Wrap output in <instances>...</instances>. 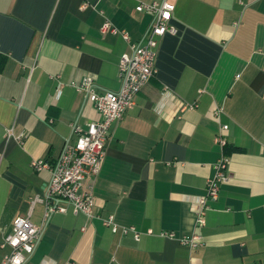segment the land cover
Listing matches in <instances>:
<instances>
[{"label": "crops", "instance_id": "crops-1", "mask_svg": "<svg viewBox=\"0 0 264 264\" xmlns=\"http://www.w3.org/2000/svg\"><path fill=\"white\" fill-rule=\"evenodd\" d=\"M163 1L177 32L160 39L156 74L85 180L93 218L50 215L23 264H264V0H0V245L16 217L43 223L50 174L30 163L55 162L76 139L72 124L99 120L70 83L90 76L96 93L117 92L119 59L152 21L136 6ZM8 129L25 137L6 139ZM222 155L228 181L196 228L193 206ZM109 216L139 241L112 233ZM192 233L202 242L193 251L177 241Z\"/></svg>", "mask_w": 264, "mask_h": 264}, {"label": "built area", "instance_id": "built-area-1", "mask_svg": "<svg viewBox=\"0 0 264 264\" xmlns=\"http://www.w3.org/2000/svg\"><path fill=\"white\" fill-rule=\"evenodd\" d=\"M136 11L146 12L152 16V21L142 44H130L131 52L121 55L118 62L117 78L120 88L117 92L98 94L93 89V79L85 76L78 82L70 83V87L78 93H84L89 104L93 106L99 120L89 123L85 130L72 124V131L76 134L74 142H66L53 163L44 160H34L30 163L33 171L39 173L48 171L50 178L45 191V212L43 223L36 226L28 217H16L11 232L3 237L1 248L8 247L9 252L3 257L0 264H23L26 256L32 254L42 228L50 215L65 213L67 207L74 214H82L88 220L93 218L94 198L91 186H85V180L95 179L101 169L105 155V143L108 131L112 124L119 122L123 115L135 105V97L143 86L156 74V56L159 41L167 34L175 35L177 30L171 25L174 5L163 1L139 4ZM103 32L118 34L123 41L129 44V36L123 30L112 28L105 23ZM219 111L215 112V115ZM222 129H226L223 126ZM6 139L21 142L24 133L14 135L11 129L5 133ZM215 142L225 145L222 135L215 138ZM229 158L222 155L214 164V176L206 181V194L196 200L193 211L195 227L205 225V215L209 210L208 202L218 198L219 189L228 181L227 169ZM102 224L112 233L126 235L131 233L135 241H139L141 233L134 227L118 226L112 216L102 220ZM152 235L151 230L145 232ZM160 237L175 238L172 232H160ZM180 246L188 250H195L201 246V236L195 233L183 235L177 239Z\"/></svg>", "mask_w": 264, "mask_h": 264}]
</instances>
